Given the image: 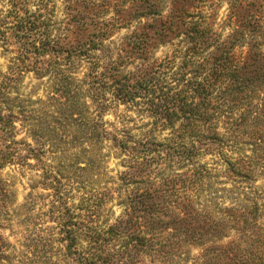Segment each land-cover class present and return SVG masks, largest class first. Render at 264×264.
<instances>
[{
	"label": "rangeland",
	"instance_id": "rangeland-1",
	"mask_svg": "<svg viewBox=\"0 0 264 264\" xmlns=\"http://www.w3.org/2000/svg\"><path fill=\"white\" fill-rule=\"evenodd\" d=\"M232 1L207 0L201 5L194 3L199 9L191 10L210 15L215 28H221L226 37L235 25ZM258 3L261 6H257V14L264 16V0ZM182 4L181 0L174 3L158 0L153 6L147 4V0L136 3L131 0H0V30L13 26L16 16L34 21L41 13L42 21L50 22L53 34L66 43L67 36L75 41L99 31L90 19L86 20L87 30H79L70 24L73 16L102 19L112 24L103 29L111 30L102 43L106 53L110 54V49L114 59L120 54L121 70L139 74L138 66L147 68L149 63L160 62L172 53L173 47L152 40L154 49L150 52L147 36L139 41L133 37L129 40V37L136 31L151 32L147 25L158 23L159 14H176ZM42 29L45 28L42 26ZM19 41L13 35L9 43L0 37V83H5L4 77L10 73ZM259 41L264 52V38ZM247 52L246 42L236 49L238 55L245 56ZM80 65L77 71L83 74L88 64L83 61ZM9 85L4 89L0 86V107L14 120L16 144L13 147L20 157L0 169L4 184L0 188V264H82L80 254L91 246L84 225L108 228L128 219L131 221L128 229L122 228L121 236L105 246L111 259L104 264H170L160 255L147 254V245L134 243L127 247L129 256L125 254L126 243L132 242L129 234L147 238L148 232L157 242L175 243V250L181 256L175 259L178 264H201L207 248L226 245L240 237L227 209L237 199H246L251 191L245 187V182L235 179L228 171L218 156L219 145H213L212 153L203 154L192 162L182 161L167 154L166 148L153 145V142L171 144L174 135L165 121L156 120L147 112V98H137L134 103L115 101L103 116L106 128L112 133L120 130L121 134L125 130L129 145L147 143V159L143 160L133 155L131 148H120L110 139L85 137L82 127H70L72 122L64 118L71 111L68 105L62 106L58 99H52L53 84L48 75L26 71ZM261 98L263 95L259 92L253 98H246L237 109L238 116L243 114L238 126L244 132L240 149L248 155L257 150L251 136L254 134L256 138L264 129ZM81 116L83 114L76 117ZM222 120L219 129L226 132L225 128L232 125L229 119L222 117ZM174 126L178 129L179 123ZM2 134L0 127V136ZM71 161L74 168L64 170L65 162ZM200 163L207 166L208 177L192 175ZM49 165L55 166L61 174L54 173L58 182L45 174ZM125 173L133 176L131 180ZM263 185L261 177L250 184ZM155 188L162 190L160 198L147 199V194H153ZM157 202L161 203L163 212L150 213L147 204ZM196 212L207 215L200 217L201 220L220 218L224 225L214 233L208 228L202 233L193 227L184 229L183 218ZM261 221L264 222V217ZM73 223L76 225H71ZM69 230L76 231L77 247L68 246ZM180 240L189 243L176 245Z\"/></svg>",
	"mask_w": 264,
	"mask_h": 264
},
{
	"label": "trees",
	"instance_id": "trees-1",
	"mask_svg": "<svg viewBox=\"0 0 264 264\" xmlns=\"http://www.w3.org/2000/svg\"><path fill=\"white\" fill-rule=\"evenodd\" d=\"M131 1L136 3L144 0ZM155 1L158 0H147V4L153 6ZM181 1L183 4L180 12L159 14L158 21L155 20L158 23L147 25L151 32L145 34L136 31L129 37V40L133 37L139 41L147 36L150 52L154 49L152 40H160V43H169L173 47L172 53L160 62L149 63L147 68L138 66V71H141L139 74L121 70L120 54L114 59L110 49V54L106 53L102 43L111 30L103 29L111 26L110 22L75 15L70 20L71 25L86 31V20L90 19L93 26L99 27V31L90 34L85 40L72 41L67 36L64 43V40L53 34L50 22L42 21L43 14L40 13L34 21L16 16L13 26L0 30V37L6 43H9L12 35L20 39L18 54L12 60L10 73L5 75V83L1 82L0 86L3 89L9 87L10 82L19 80L26 71L48 75L53 84L52 99H58L62 106L68 105L71 111L64 118L72 122L70 127H82L85 137L110 139L120 148H131L132 154L143 160L147 159V143L129 145L125 130L121 134L120 130L112 133L106 128L103 116L115 101L134 103L137 98H147V112L156 120L165 121L174 135L171 144L153 142V145L166 148L167 154L182 161L192 162L203 154L212 153L210 147L213 145H219L218 156L235 179L246 183L245 187L250 189L251 195L246 196V199H237L227 209L228 216L234 222L233 228L239 232L240 237L226 245L207 248L201 264H264V222L261 221L264 217V185L250 186L253 181L257 182L258 177L264 182V129L256 138L254 134L251 136L255 139L252 144L257 150H253L252 155L243 152L240 146L243 144L241 135L244 132L238 128L243 114L238 116L237 112L246 98H253L259 92L263 95L261 102L264 106V52L259 41L264 38V16L257 14V6L261 5L259 0H233L231 8L235 9L232 16L235 25L224 37L222 29L215 28L216 24L210 15L201 10H191L199 9L196 5L207 0ZM245 42L248 52L245 56L238 55L237 47ZM83 61L87 62L88 68L85 73L79 74L77 69ZM80 114L83 116L76 117ZM222 117L229 119L228 123L232 125L231 128H225L226 132L219 129ZM176 122L179 123L178 129L174 126ZM0 127L3 133L0 136L2 169L20 156H16L17 148L13 147L16 144V140H13L16 135L14 120L11 114L5 115L1 107ZM74 166L71 161L65 162L62 168L67 171ZM78 168L82 169L81 166ZM56 169L49 165L45 174L58 182L54 173L61 174ZM125 174L130 175L128 180L133 177L130 173ZM208 174L207 166L201 163L192 172L198 178L208 177ZM3 185L0 179V188ZM161 192L155 188L153 194H147V199H159ZM161 206L160 202L151 203L147 204V209L150 213L163 212ZM200 217L207 215L196 212L184 217L183 228L193 227V230L200 233L208 228L214 233L224 225L220 218L207 221ZM130 223L128 219L108 228L84 225L91 246L80 254L82 264L108 263L111 254L105 250V246L120 237L122 228L128 229ZM71 225L75 226L76 223ZM69 234L68 246L77 247L76 231L69 230ZM129 235L132 242L126 243L125 254H128V246L137 243L147 245V254L153 252L165 258V261H170V264H178L175 259L181 256L175 250V243L157 242L156 237L148 232L147 238ZM187 243V240H180L176 245L185 246Z\"/></svg>",
	"mask_w": 264,
	"mask_h": 264
}]
</instances>
